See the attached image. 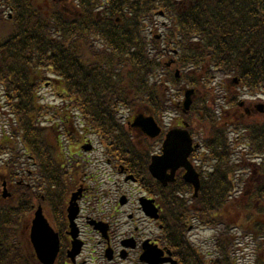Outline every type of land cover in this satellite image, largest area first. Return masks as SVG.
I'll return each mask as SVG.
<instances>
[{"label":"trees","instance_id":"16d2710c","mask_svg":"<svg viewBox=\"0 0 264 264\" xmlns=\"http://www.w3.org/2000/svg\"><path fill=\"white\" fill-rule=\"evenodd\" d=\"M76 2L0 0V12L9 10L13 14L11 22L0 19V86L13 116L11 136L0 139V155L10 153L5 169L13 178H20L22 144L32 158L26 163L39 165L41 175L22 176L32 186H16L15 195L22 198L21 202L4 214L0 207V264H35L14 241L20 218L32 211L33 182L42 184L49 199L59 196L58 208L64 199L59 191L62 187L56 186L64 170L56 160L53 130L41 126L44 108L37 95L51 74L60 78V93L84 109L91 125L106 138L109 135L115 149L133 152L132 160L145 162L147 155L115 123V115L109 110L116 104L133 110L146 106L162 109L164 92L156 81L161 73L165 74L164 83L174 87L177 98L187 85L206 90L194 110L196 122L209 133L204 141L203 163L212 170L202 177L199 197L193 198L192 204L175 194L170 196L166 204L168 224L176 229L171 246L177 247L181 217H196L201 225L219 229L216 255L205 261L184 242L186 249L178 250L182 264H236L237 232L263 248L264 125L250 126L249 136L245 132L238 136L249 143V155L260 158V164L244 167L232 163L235 149L229 127L237 124V133L245 127L237 116H219L208 103L207 89L218 75H224L237 77L247 91L264 95V0ZM160 12H164L168 24L158 41L149 38L148 29ZM174 50L178 51L174 58L176 68L181 70L180 79L164 67ZM239 170L253 173L256 183L248 206L231 201ZM255 264H264V257L259 255Z\"/></svg>","mask_w":264,"mask_h":264},{"label":"flooded vegetation","instance_id":"af4514ba","mask_svg":"<svg viewBox=\"0 0 264 264\" xmlns=\"http://www.w3.org/2000/svg\"><path fill=\"white\" fill-rule=\"evenodd\" d=\"M245 109H248L247 114L250 116L251 115L262 116V114L259 113L258 111V107L254 103H251L249 107L245 105ZM114 157L115 158L108 159L107 164L114 167L116 170V173L120 177L122 178L125 177V180L123 179L124 181H123L122 187L125 190L124 196H126V203H125V206H123V208H131L132 210L130 214H126L127 220L125 223L122 224V226L120 225L119 229L116 230L114 228H111V226L109 225L110 226L109 233H108L109 238L104 241V248L102 250V253H104L107 248H110L112 249V256L114 258V261L111 262V264H119V262H123V261L130 262L133 264V262L136 260L140 261V258L144 250L156 252L157 248L164 247L165 236H163L162 234L164 230V225L161 222L153 221L150 218H146L141 212L139 203H136L131 199L134 197V194H132V192L134 191L132 189V185L134 184L132 182H137L136 178L134 177L135 175L129 172V170L132 169L129 165H127L125 162L123 163V165H121L120 158L116 156ZM133 167L140 169L141 165H134ZM141 172L142 171H137V174L140 175ZM182 174H183V171H180L179 175L181 176ZM131 177H133L135 181H131L130 179ZM0 178L3 179L2 187L3 186L6 187V183L9 186V182L7 178H5L4 176L3 178L2 177ZM120 184L121 183L118 181L115 182L114 187L116 190L113 191V193L115 194L108 195L111 205L114 206L112 207L114 210V213L110 217H108V219H115L117 221H120L122 215L125 214V212H123L120 208V203L122 201L121 196H118L119 192L121 191ZM135 185L138 186L139 184L136 183ZM82 189H83V195H82V198L80 199L79 197V199H80L82 207H84V204L89 203V201L87 202L88 195L85 194L84 192H90L93 188H87V189L82 188ZM73 193L74 192H72L71 194ZM118 199L120 200V202L117 201ZM121 206H122V203H121ZM86 212H87V207L85 206L81 210V215L79 216V219H78V224L81 228V234H83L82 235L83 238L85 236V231L82 229V225L84 222L88 223V217H86L85 215ZM140 213L143 216L142 215L139 216ZM98 218H99V221H103L104 214L98 215ZM130 223L132 224V226L134 225L135 227H131L129 230H126L124 235L121 236L118 231L120 229H125L126 226ZM60 225L65 228V223H61ZM87 226L89 225L87 224ZM94 232H96V230H94V228L90 226L89 232L87 234L94 235L93 234ZM64 239L66 241L67 239H70V236L68 235V233H66V235L64 236ZM87 240L90 242L92 238L90 239V236L87 235ZM99 244H101V242ZM135 264H140V263L137 262Z\"/></svg>","mask_w":264,"mask_h":264},{"label":"water","instance_id":"95a60500","mask_svg":"<svg viewBox=\"0 0 264 264\" xmlns=\"http://www.w3.org/2000/svg\"><path fill=\"white\" fill-rule=\"evenodd\" d=\"M151 124H152L151 121H146L145 123H142V128L147 133H150V131L154 133H158L159 130L158 129L156 130L155 128L156 126L151 127ZM167 151H168L167 155L164 158L155 157L153 159V164L151 166V171L153 172V174L157 178L162 180L164 178L163 175L164 169L168 167L174 170L182 166V164L179 165L182 156L176 152L171 141L169 142ZM188 167L192 170L190 166ZM170 179L172 178L170 177ZM185 179L188 182L194 184L196 188V192H198L200 187L199 176L194 172V170L189 172L185 176ZM32 242L39 256V259L43 261L45 264H52L54 262L56 253L59 249V241L57 235L50 228L47 220L44 218L43 211L41 208H39L38 212L36 213V219L34 220V227L32 230ZM162 262L163 261H160L158 263H162Z\"/></svg>","mask_w":264,"mask_h":264},{"label":"rangeland","instance_id":"374dc122","mask_svg":"<svg viewBox=\"0 0 264 264\" xmlns=\"http://www.w3.org/2000/svg\"><path fill=\"white\" fill-rule=\"evenodd\" d=\"M51 91L52 90L43 89V94H45L47 101H50L49 103H51L53 105L59 104L60 101L53 98ZM1 104H2V102H1ZM3 104H4V101H3ZM3 104H2V106H3ZM9 119H10L9 110L6 107L1 108L0 109V133H2L3 130L6 131L9 129L8 128ZM100 155L101 154L98 153L94 156L96 157V156H100ZM106 169H108V167L106 165L91 166L90 169L88 170L89 177H91L94 174V175L98 176L99 179L102 180L101 181L102 183L110 181V178L106 174L107 173ZM86 182H89L88 183L89 185L95 184L94 179L93 180H86ZM104 190L105 189H97V191L100 192L101 194H103ZM38 203L39 202L36 201V204H38ZM214 234L215 233L212 231L199 230V231L194 232L191 235V238L194 240V242L203 246V244H205L208 240H210V238H213ZM96 239H95L96 247L94 249L96 254L93 253L92 247L90 245L91 249H89L88 252L83 257L84 260L92 261V259H93V261L96 262V260L94 258H98L101 255L102 250L100 248L102 247V245H100L99 241ZM239 240H240L241 245L239 247L240 249L237 250V255H236V258L238 260V264H253L255 262V259L257 256L262 255L264 257V253L261 252L263 249H259L258 246L254 243H251L249 241V239L240 238ZM202 248L205 251L209 250V248H207L205 246ZM260 252H261V254H260Z\"/></svg>","mask_w":264,"mask_h":264}]
</instances>
